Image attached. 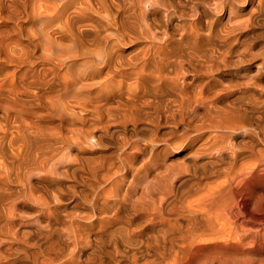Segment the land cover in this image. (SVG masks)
<instances>
[{
  "label": "bare ground",
  "instance_id": "bare-ground-1",
  "mask_svg": "<svg viewBox=\"0 0 264 264\" xmlns=\"http://www.w3.org/2000/svg\"><path fill=\"white\" fill-rule=\"evenodd\" d=\"M195 1L173 0L164 12V18L160 15L167 24L161 28H165L162 34L156 36L161 31L158 29V32L148 23L142 8L146 4L155 5V2H160L158 0H0V264H264V233H259L264 231V180H261L263 185L258 189H254V186L250 188L248 184L250 177L260 178L264 175V49H261V53L258 51L262 62L256 63L252 75H245L246 66L250 65L249 59L242 57L241 50V55L230 57L234 51L228 44L231 32L222 35L212 15V12L227 11V24L230 23L232 28L239 26L238 19H230L234 0H202L203 9L195 15H188L191 9L187 13V5H194ZM256 6L257 12H262L264 17V2L257 0ZM170 11L178 14L177 19L180 18L181 22L172 23L170 29H167L172 20ZM189 16L192 18L187 22L185 17ZM138 19L143 27L138 25ZM143 35L164 41V44L138 46L137 52L125 58L120 45L136 43ZM262 44L261 47L264 46ZM76 66L82 67L84 73L78 71L81 74H71ZM73 72L78 73L76 70ZM96 73H104V77L97 83L86 82L87 85L81 78L85 75L88 79ZM116 78L119 79L118 87L114 89L112 87ZM95 84L96 94L91 97V93H87L84 101L85 92H90L89 89H93ZM54 86L59 89L53 98L50 92ZM43 104L52 105L54 111H57L58 106L63 109H68L70 105L85 109L90 107L95 114V118L90 117L92 124L100 130L108 129L114 123L121 124L123 128L128 124L136 135L147 127L139 128L138 124L147 123L151 126L150 132L158 131L162 124L173 125V129L182 127L179 133L171 130L168 140L154 135L146 140L143 148L138 142L129 146L125 142L124 150L127 151L122 155V162L126 164L129 158H135L136 152L143 153L150 146L155 150L152 159L135 165L138 169L133 165L136 169L135 174L131 173L132 180L134 175L143 171L151 173L154 179L158 178L161 182L165 179L163 184L170 178L176 184L170 183V179V187L174 186L163 189L160 187L162 183H159L160 186L156 187L160 189L151 190L149 194V190H144V193L143 186H140L143 189H138L142 192L131 198L132 192H138L134 189V180L132 184L129 177L123 189L121 185L124 182L121 184L113 181L109 173L98 179L96 168L93 166L90 169L87 165L90 169L87 172L93 182L90 179L86 184L89 191H80L84 194L82 197L80 195L83 200L77 198L76 201H83L82 205L72 203V211H67L65 205H60L58 195L55 194L61 192L60 186L56 187L61 185V178L57 182L51 180L55 185L54 192L53 189H46V186L52 185L48 184L52 174L55 175L51 174L54 169L49 166L63 159L62 155L61 159L56 156L51 162L53 157H47L52 145L49 147L45 134L51 136V126L48 125L49 133L42 134L46 137L41 138L39 130L44 131L46 124L43 123L44 129H36L37 124L33 126L34 120L29 121L26 113L33 105ZM35 116L33 118L36 120ZM91 119L90 122L86 119L89 124ZM71 125L73 130H78V125L77 129L74 124ZM39 126L37 128L42 125L39 123ZM72 129L69 131L71 136L76 133ZM55 131L59 134L58 129ZM63 131L64 135L67 134V131ZM121 131L124 133L127 129ZM77 132L80 134V130ZM78 133L75 137L78 135L81 138L82 135ZM56 134L53 133L54 136ZM103 134V137L106 136ZM245 137L248 139L247 144L238 146L233 142L241 139L244 142ZM71 138L69 141L74 139ZM63 139L68 142L69 138L64 136ZM58 141L56 144H59ZM78 141L79 144L84 142ZM72 142H76V139ZM83 144L81 149L77 148L83 150ZM158 144L163 146L156 148ZM64 146L66 144L59 148L63 149ZM47 150L48 153H45ZM170 150H182L186 158L191 160V167L184 169L185 176L181 168L175 169L171 162L160 160V153H168ZM50 151L56 155L53 149ZM68 153V156L64 154L67 160L61 162L69 158L74 160L70 157L72 154L69 156ZM75 155L76 162L78 156ZM197 158L203 159L199 167L196 164ZM246 159L254 161L252 168L248 165L251 168L248 172L244 168L246 166H243ZM77 165L74 164V168L70 164L71 170H80ZM128 165L130 172L132 164ZM181 165L185 168L184 163ZM47 169L51 174L50 179L41 175ZM63 170L59 171L65 176ZM37 171L42 178L36 179L45 180L48 184L44 186L43 194L30 181L32 174ZM57 171L56 176L60 174ZM82 171L85 172L83 168ZM74 172L73 179L76 181L74 175L77 174ZM37 175L34 177H40ZM71 175L68 173V176ZM79 175L88 178V175ZM144 177H147L146 174ZM153 177L148 180L154 181ZM23 182H27V189L26 195L22 193L32 204L23 203L19 209L14 201L17 197L22 201L24 197L21 199L23 195L14 185L20 187L19 184L23 185ZM107 182L110 183L109 188L103 189L102 183ZM147 184L151 186V183ZM68 185L70 188L71 185ZM13 186L18 191L15 194L12 193ZM77 190H69L72 192L69 194L71 198ZM64 200L62 202L65 203ZM246 205L248 211L245 210ZM22 209L29 210V215L26 216ZM258 226L261 228L258 229ZM246 246L256 248H251L254 252L249 251L258 257L249 259L243 256L248 253L243 248Z\"/></svg>",
  "mask_w": 264,
  "mask_h": 264
},
{
  "label": "rangeland",
  "instance_id": "rangeland-1",
  "mask_svg": "<svg viewBox=\"0 0 264 264\" xmlns=\"http://www.w3.org/2000/svg\"><path fill=\"white\" fill-rule=\"evenodd\" d=\"M154 1H157V0H154ZM158 1H160V2H158L159 3V5H156V4H158L157 2H155L156 4L155 5H152V4H146L142 9V11L144 12V15L146 16V18H147V21H148V23L152 26V27H154L155 29H159L158 30V32H160V33H157L156 34V32H155V34H156V36H159L160 34H162V32H163V30L165 29H161L162 27H164V24H167L166 23V21L164 22V21H162V19L164 18V12L169 8V6L170 5H172V1H170V0H158ZM166 1V2H165ZM168 1V2H167ZM235 1V0H234ZM234 1H232V4H233V13H232V17L230 16V19H232V20H236L237 21V19H238V21L240 22V25L239 26H233V28L231 27V24L230 23H228L227 24V21L226 20H229V17L227 18V11H223V13L222 12H212V15L214 16L213 18H214V22H215V25L216 24H218V25H216V27L221 31V34L222 35H226V34H229L228 32H231L229 35H228V37H229V42H228V44H230L229 46H231V49H232V54H231V58H233V57H237V55H239L241 52V54H242V57L244 58H246L245 60H248L249 59V61H248V64L250 63V65H247L246 66V68H247V71L245 70L244 71V74L245 75H247L248 76V74H250V75H252L253 74V71H254V69H255V65H257V64H259V63H261L262 62V57L260 56V54H259V52L260 51H262L261 49H264V46L263 47H261V44L263 43L264 44V17H263V13L262 12H257L258 10H256L257 9V6H256V4H257V0H236L235 2ZM263 2H264V0H262ZM171 2V3H170ZM168 3V4H167ZM195 4L193 5V4H190V6L189 5H187V13L190 11V9H191V11L188 13V15H191L190 13H192V15H195L196 13H198V12H200V10H202L203 9V7H204V5H203V1L202 0H196L195 2H194ZM237 3H239V4H237ZM160 4H161V6H160ZM162 4H163V6H165V9L163 8V6H162ZM151 7H150V6ZM155 8V6H156V9H157V7H159L161 10H163V11H161V10H159V8L156 10V9H154L153 7ZM236 6V7H235ZM251 6H253V7H251ZM145 7H146V10H147V8H148V12L145 10ZM150 7V8H149ZM167 7V8H166ZM192 7V8H191ZM194 7L196 8V9H194ZM189 8V9H188ZM248 8V9H247ZM253 8V9H252ZM155 11H154V10ZM150 10V11H149ZM159 10V11H158ZM195 10H197L196 12H195ZM154 11V12H153ZM150 12V13H149ZM159 12V13H158ZM171 13H172V11H170ZM170 12H168L169 14H171ZM245 12V13H244ZM253 12V13H252ZM147 13H149V14H147ZM154 13H155V15H154ZM195 13V14H194ZM259 13H260V15H259ZM219 14V15H218ZM160 15H162V17L160 16ZM172 16H171V18H172V20L171 21H169V23L170 24H168L167 26V29H170V27H171V25H172V23H175V22H177V23H180L181 22V20H180V18H178L177 19V17H179V16H177L178 14H171ZM160 16V17H159ZM149 17H151V18H149ZM174 17H175V19H174ZM190 17V18H189ZM189 17H185V19L187 20V22H188V19L189 20H191V16H189ZM246 17V18H245ZM235 18V19H234ZM245 18V19H244ZM150 19V20H149ZM152 19V20H151ZM159 19V20H158ZM182 19H183V17H182ZM184 19V20H185ZM246 19H247V22H246ZM251 19V20H250ZM253 19V20H252ZM139 21V19L137 20V22ZM249 21V22H248ZM160 22V23H159ZM162 22V23H161ZM229 22V21H228ZM257 22V23H256ZM138 25L139 26H142L143 27V23L141 22V21H139L138 22ZM228 27H227V26ZM259 25V26H258ZM232 28V29H231ZM226 29V30H225ZM156 30V31H157ZM233 30V31H232ZM236 30V31H235ZM241 30V31H240ZM238 33V34H237ZM150 35V34H149ZM250 35V36H249ZM151 36V35H150ZM263 36V37H262ZM142 37H144L143 38V40H142ZM233 37H234V39H233ZM141 39V40H140ZM176 39V38H175ZM231 40H232V42H231ZM255 41V42H254ZM262 41V42H261ZM164 41H158L157 39H152V38H149V36L147 35H143V36H141V38H139V41H136V43L134 42H132V43H129L130 45H124V46H122V45H120V49L123 51V55H125L124 57L126 58L127 57V55L130 57L132 54L131 53H135V52H137L138 51V46H139V48H141V46H157V45H159L160 43V45H163L164 43H163ZM260 42V43H259ZM140 44V45H139ZM262 44V45H263ZM258 45H260V46H258ZM137 47V48H136ZM242 47V48H241ZM245 47H247V48H245ZM259 47H261V48H259ZM136 48V49H135ZM226 48V47H225ZM224 47H222V49H225ZM130 49V50H129ZM133 49H135V50H133ZM222 49H220V51L222 50ZM137 50V51H136ZM239 50H241L240 51V53H239ZM259 51V52H258ZM245 52V53H244ZM249 52V53H248ZM257 52H258V54H257ZM130 53V54H129ZM254 53V54H253ZM256 53V54H255ZM261 53V52H260ZM240 54V55H241ZM235 55V56H234ZM257 55V56H256ZM255 56V57H254ZM129 57H127V58H129ZM253 57V58H252ZM261 57V58H260ZM260 61V62H259ZM257 63V64H256ZM254 64V65H253ZM79 69V70H78ZM83 68L82 67H80V66H76V67H74V69L71 71V74H73V75H78V74H81V73H84L83 71H84V69L82 70ZM74 70H76L77 72L78 71H81V73H77L76 74V72H75V74H74ZM96 70V68L94 69V71ZM247 74H246V73ZM62 73H64V71H62ZM104 73H96V75L94 76H92V77H88V79H86V76L84 75V77L82 76L81 78L82 79H84V82L86 83H88V84H90V83H97V81L99 82L100 81V79L101 78H103L104 77V75H103ZM263 74H264V72H263ZM98 76V77H97ZM85 79H86V81H85ZM118 78H116V79H114V82H113V84H114V86H115V84H116V87H112V88H114V89H117V87H118V83H117V81H119V79L117 80ZM90 82V83H89ZM2 83V81L0 82V84ZM86 83V84H87ZM92 83V84H93ZM87 84V85H88ZM92 84H91V87H92ZM90 86V85H89ZM91 87H89V88H91ZM95 88H96V91H95ZM53 90H51V92L50 93H53V95L52 94H50L51 95V97L53 96V98H54V96H56V93H57V90L59 89V88H57L56 86H54L53 88H52ZM55 89V90H54ZM90 90V92H85V100L84 101H86V96H88V94L89 93H91V97L92 96H94L95 94H96V92H97V85L95 84L94 85V87H93V89L91 88V89H89ZM92 90V91H91ZM93 90H94V94L92 93L93 92ZM88 93V94H87ZM93 94V95H92ZM42 106H44L43 108H41ZM50 105H47V104H43V105H40V106H37V105H33L32 107H30L29 108V110H27L26 111V113L28 114V116H29V121H32V120H34L33 121V123L34 124H32L33 126H36V124H37V126L38 127H40L39 126V123L42 125L41 126V128H37V126L35 127L36 129H44L43 128V123L44 124H46V125H44V127H45V130L44 131H40L39 130V134H41V136H42V134H45V132L46 133H49V132H53L54 134H56L57 132L55 131L56 129H58L59 130V134H56L55 136L57 137V136H60L61 134V136L60 137H57V139H55V136L53 135V133H51V136H52V139H51V136H50V134H45L47 137H48V135H49V138L47 139V137L46 136H42L41 138H44V137H46L45 139L47 140L46 142L48 143V145H49V147L52 145L53 147H54V145H55V147L53 148L52 146H51V149H53L54 150V154H56L55 156L53 155V151H50L48 148H46V149H48L49 150V153L50 154H47V157L48 156H50L49 158H52V159H50V161L51 162H53V160H55L54 159V157L56 158V156L58 157L57 159H59V156H60V159H61V157L63 156V159H64V156L66 155V156H68L67 155V152H70V153H68L69 154V156L72 154V156H70L71 158L73 157V159L74 160H72V161H74L75 162V158H74V155L76 154L77 156H78V158H76V162H79V158H81V157H79V156H83L84 157V160H82V158L80 159V162L79 163H74V162H71V160H70V158L68 159V161H65L66 163H68V164H66L65 162H61V161H64V160H67V157H65V159L63 160V159H61L60 161H57L56 160V162L54 161V163L57 165V163L58 162H61V163H59V164H62L63 163V165L65 164V166H60L59 164L57 165V167H55L56 165H54V163H51V165L52 166H49V168H51L53 171L51 172V174L52 173H55V175L54 174H52V177H51V179H50V176H51V174H50V171L47 169L46 170V172L45 171H43V173H42V171H40V173H42L41 175L43 176V177H45L46 178V176H47V179L49 178L50 180V182L48 181V184L49 183H51V180H52V182L53 181H59L60 180V178H61V181H59L60 183H61V185H56V187L57 186H60V188H59V190H61V192L59 193H55L56 195H58V200L60 201V205H65L66 206V210L67 211H72L71 210V208H72V203H73V205L77 202L78 203V201H76V200H78L79 198L81 199V200H83L81 197H82V195H84V194H82V193H86L85 191H89V189L87 188V186H86V184H88L89 183V180L91 179V176H89L90 175V173L88 174V172L87 171H90V169L94 166L96 169H95V171H96V175H97V178L99 179V178H101V176L103 175V174H106V173H109L110 174V177L113 179V181H116V182H121V187L124 189L125 187H126V185L128 184V180L132 177V174L134 173L135 174V169L137 168L138 169V166L136 167L135 165H137L138 163H143V162H145V161H149L150 159H152V157H153V152L155 151L154 149L152 150V148L149 146V148H146V151H143V153L142 152H136L135 154V158H133V157H131V158H129V160H127L125 163L126 164H124L123 162H122V159L124 158L122 155H123V153H125L126 151H127V149H126V151L124 150V144H125V142L126 143H128V145L127 146H129L130 144H133V143H136V142H138L139 143V146L141 147V148H143V144H146V140L147 139H149V138H151V137H154V135H156V137L157 138H159V139H161V137H162V139H166V140H168L171 136H170V134H169V132L171 131V130H175L176 132H178L179 133V128H180V131H182V127H180V126H178V127H176L175 129H173V125H170V124H165V125H163L162 124V127H160L159 129H158V131H154V132H150L149 131V129H151V126L150 125H148L147 123H144V125H141V124H138L137 126H139V128L141 127V126H144V128L147 126H149V128H147L146 127V129L145 130H143L142 132H139V133H137V135H136V133H134V132H132L131 131V126H129L128 124H126L125 126H124V128H123V126L121 125V124H118V123H114V124H112V125H109V127H108V129H105V130H103V129H101L100 130V128L97 126V128H96V126L94 125L93 126V124H92V122H93V118H95V114L94 113H92V110H91V108L89 107V108H80V107H73V106H69L68 107V109H63V108H61V106H58V109H57V107H56V110L58 111H54L55 109V107H53L52 105V108H51V106L49 107ZM36 108V109H33V108ZM39 107V108H38ZM48 107V108H47ZM73 107V108H72ZM51 108V109H50ZM71 108V109H70ZM31 109H33L32 111H31ZM45 109H47V110H45ZM81 109H82V111H81ZM67 110V111H66ZM65 111V114L67 113V116L63 113ZM33 112H35V113H33ZM62 112L64 115H62V113H61V115H60V113ZM69 112V113H68ZM84 114H83V113ZM92 114H91V113ZM33 114H35L34 116L36 117V120H35V118H33L34 116H32ZM50 114H52L51 115V117H50ZM55 114V115H54ZM58 114V116H56ZM69 114V115H68ZM94 114V115H93ZM60 115V116H59ZM76 115H77V117H76ZM86 115V116H85ZM88 115H91V116H88ZM38 116V117H37ZM46 116V117H45ZM47 116H48V118H47ZM55 116H56V118H55ZM62 116V117H61ZM66 116V117H65ZM82 116H83V118L84 117H87L88 116V118H82ZM44 117V118H43ZM53 117V118H52ZM60 117H61V119H60ZM92 119H91V118ZM33 118V119H32ZM37 118H39V119H37ZM45 118H46V120H45ZM41 119V120H40ZM53 119H54V121L57 123H54V121H53ZM63 119V120H62ZM71 120V122H69L70 120ZM79 119H82V122H84L85 121V123H81V121L79 120ZM86 119H89V122H90V119H91V123L89 124V122L86 120ZM44 120V121H43ZM48 120V121H47ZM65 120V121H64ZM69 120V121H68ZM78 120L80 121V122H78ZM43 121V122H42ZM45 121L47 122V123H45ZM60 121V122H59ZM66 121H68V123H69V126L71 125V123L72 124H74V126H79V128H78V126L77 127H75V129H77L78 128V130H73L72 128H71V126H70V128L75 132L76 131V133H78L77 131H79L80 130V136L82 135V139L81 138H79L78 137V135H77V138L75 137L76 136V133L75 134H73L72 136L71 135H69V131H71V129L68 127V123H66ZM87 121V122H86ZM36 122V123H35ZM49 122L51 123V125L49 124ZM59 122V123H58ZM32 123V122H31ZM52 123H53V125H52ZM65 123V124H64ZM78 123H80L81 125L82 124H85V125H80V124H78ZM86 123H87V125H86ZM54 124H56L57 126H54ZM63 124V125H62ZM67 124V125H66ZM92 124V125H91ZM116 124H118V125H116ZM147 124V125H146ZM51 126L50 128H49V126ZM58 125H60V126H58ZM90 125H91V128H92V130H90L89 128H90ZM120 125V126H119ZM48 126V127H47ZM61 126L62 127H64V126H67V127H64V128H61ZM87 126V127H86ZM119 126V127H118ZM127 126V127H126ZM165 126V127H164ZM172 126V127H171ZM54 127V129H52ZM55 127H56V129H55ZM58 127V128H57ZM88 128L87 129V131H88V133H89V131H90V135H88V133L86 134L85 132H87L86 130L84 131V129L85 128ZM117 127V128H116ZM121 127H122V129H121ZM164 127V128H163ZM50 129V131H49V129ZM112 128H113V130H114V132H112L113 130H112ZM115 128H116V130H115ZM119 128V129H118ZM46 129H47V131H46ZM60 129H61V132H60ZM68 129V130H67ZM96 129V130H95ZM127 129V132H124L123 133V131H121V130H126ZM130 131H129V130ZM37 130V131H38ZM63 130H65V131H67V134L65 133V135L63 134L64 133V131ZM108 130V131H107ZM117 130L120 132H117ZM247 130L249 131V128H247ZM49 131V132H48ZM83 131V132H82ZM105 133H104V132ZM116 131V132H115ZM128 131H129V133H128ZM42 132V133H41ZM73 132V133H74ZM102 132V133H101ZM108 132V133H107ZM131 132V133H130ZM85 133V134H84ZM95 133V134H94ZM105 134L106 136H102V134ZM113 133V134H112ZM122 133V134H121ZM133 133H134V135L135 136H133ZM143 133V134H142ZM70 134H72L71 132H70ZM85 135V138H84V135ZM99 135V137H98V135ZM103 134V135H104ZM111 134V135H110ZM117 134V135H116ZM126 134V135H125ZM147 134V135H146ZM66 135L67 136H70V137H66ZM87 135H88V137H87ZM110 135V138L108 137ZM123 135V136H122ZM132 135V136H131ZM64 136H65V138H69L68 139V142H67V139L65 140V139H63L64 138ZM99 138H97V137ZM100 136H102V137H100ZM113 136H115V138L113 137ZM129 136V137H128ZM148 136V137H147ZM164 136V137H163ZM167 136V138H165ZM63 137V138H62ZM74 138L72 141H75V139H76V142L78 141V140H84V142L83 141H81L80 142V144H79V141L76 143V142H72V141H69L70 140V138ZM91 137V138H90ZM123 137V138H122ZM128 137V138H127ZM133 139H132V138ZM59 138V139H58ZM61 138V139H60ZM71 138V139H72ZM84 138V139H83ZM87 138V139H86ZM96 138V139H95ZM104 138H105V140H104ZM107 138H109V139H107ZM112 138V139H111ZM55 141H54V140ZM86 139V140H85ZM91 139V140H90ZM98 139V140H97ZM111 139V140H110ZM244 139H246V141H244ZM48 140H50V141H48ZM54 142H53V141ZM58 140H61L62 142H63V144L61 145V143L58 141ZM65 140V141H64ZM87 140H88V142H87ZM90 140V141H89ZM96 140V144L94 143V141ZM102 140H104V141H102ZM107 140V141H106ZM52 141V142H51ZM56 141H58L57 143H59V144H56ZM85 141H86V143H85ZM105 141H106V143H105ZM243 141L244 142H242V139L241 140H237V141H233L234 143H236V144H238V146L239 145H241L242 143L243 144H247L248 143V139L245 137V138H243ZM50 142V143H49ZM69 142H71V143H69ZM102 142H104V143H102ZM52 143V144H51ZM66 144V146H64V148L62 149V147H63V145H65ZM81 143L83 144L82 145V148H83V150H79L78 148L80 147V149H81ZM100 143H102V144H104L105 146L103 147L102 146V144H100ZM233 143V144H234ZM70 144V145H69ZM72 144H74V145H80V146H74V145H72ZM101 146V148H100V146ZM59 146H62V147H60L59 148ZM69 146H70V148H69ZM161 146H163V145H161ZM160 146V144H158L157 146H156V148H159V147H161ZM65 147H67L66 149H65ZM72 147H74V148H72ZM78 147V148H77ZM84 147H85V150H84ZM107 147V148H106ZM260 147V146H259ZM56 148V149H55ZM57 148L59 149V151L57 150ZM72 148V149H71ZM99 148V149H98ZM106 148V149H105ZM69 151H68V150ZM76 149H78V150H76ZM98 149V150H97ZM104 149V150H103ZM149 149H150V151H149ZM48 150H47V152H45V153H48ZM57 150V152H55ZM88 150V151H87ZM100 150V151H99ZM102 150V151H101ZM46 151V150H45ZM84 151V152H83ZM98 151V152H97ZM72 152H74V153H72ZM51 153H52V155H51ZM60 153V154H59ZM79 153V154H78ZM94 153V154H93ZM162 153H163V155H162ZM162 153H160V160H165L166 162H171L174 166H175V169H177V168H181V172L183 171V176H185L186 174V172H185V170H186V167H191V165H192V162H191V160L190 159H188V158H186V156H185V152H183L182 150L181 151H175V150H170L168 153H164V152H162ZM59 154V155H58ZM65 154V155H64ZM96 154V155H95ZM134 154V153H133ZM152 154V155H151ZM62 155V156H61ZM75 155V156H76ZM87 155V159H85V156ZM95 155V156H94ZM52 156V157H51ZM93 157V158H89L88 159V157ZM111 156V157H110ZM148 158H147V157ZM164 156V157H163ZM183 156V157H182ZM114 159H113V158ZM137 157V158H136ZM162 157V158H161ZM110 158V159H109ZM120 158H121V160H120ZM134 160H133V159ZM91 159H93V161L91 160ZM131 159V160H130ZM137 159V160H136ZM145 159V160H144ZM178 161H177V160ZM69 160H70V162H69ZM81 160H82V162H81ZM169 160V161H168ZM176 160V161H175ZM180 160V161H179ZM185 160V161H184ZM188 160H190V161H188ZM202 158H197L196 159V164H197V166L199 167V165L201 166V164H202ZM87 161V163H84V162H86ZM139 161V162H138ZM183 161V162H182ZM93 162V163H92ZM97 162V163H96ZM113 162H114V164H113ZM133 162V163H132ZM135 162V163H134ZM178 162H179V164H178ZM189 162V164H187ZM246 162V163H245ZM72 163H74L75 164V166L77 165V167L80 169V170H78L77 168V170H75V169H73V170H75V172L73 171V170H71L72 169V167H74V164H73V166H72ZM80 163H82V164H84V165H81ZM128 163L131 165V171L129 172V169H128V167H130L129 165H128ZM183 164L184 163V165L185 164H187V165H185L184 167L185 168H183V165H181V164ZM243 166H246V167H244L245 168V170H247V172L252 168V166L251 165H253V163H254V161L253 160H250V159H246V160H244L243 161ZM249 163V164H248ZM70 164H71V166H70ZM86 164V165H85ZM122 164H124V166L122 165ZM199 164V165H198ZM246 164V165H245ZM54 165V166H53ZM69 166V167H67L66 168V166ZM79 165H81L80 167H79ZM89 166V168H88V166ZM122 165V166H121ZM133 165L136 167H134L133 168ZM138 165H140V164H138ZM177 165V166H176ZM180 165V166H179ZM248 165L251 167H248ZM82 166H86V167H82ZM53 167V168H52ZM71 167V168H70ZM83 168V170L85 171V172H81V170H82V168ZM122 167H124V168H122ZM140 167V166H139ZM60 168H62V169H60ZM75 168V167H74ZM84 168H86V169H88V170H85ZM121 170H120V169ZM151 168V167H150ZM50 169V170H51ZM55 169H59V170H63V169H65V170H63L64 171V174H65V176H62V173L63 172H61V171H59L60 172V174H58L57 176H56V171H55ZM66 169H68L67 170V172H66ZM185 169V170H184ZM70 170L72 171L71 172V174H70ZM124 170V171H123ZM196 170H199V168H197ZM47 171H49V172H47ZM57 171V172H58ZM76 171H79V173L82 175H88V178H87V176H83L84 177V179H82L81 178V176L79 175L78 176V172L76 173ZM121 171V172H120ZM132 171H134V172H132ZM176 171V170H175ZM38 172V173H37ZM37 172H33L34 174H32L33 176L32 177H30V181L32 182H34V183H36V184H34V183H32V185L34 186V187H36L38 190H39V192H41V194H43V189H44V186H46V185H48V184H46L47 182H45V180H43V181H41L40 179H36V178H42V176L39 174V171H37ZM44 172H45V174H44ZM73 172L75 173V174H77V176L76 175H74V178L75 179H77L76 181L73 179ZM114 172H116V174H113ZM131 174H129V173ZM67 173V174H66ZM68 173H69V175H71V177L70 176H68ZM85 173H87V174H85ZM123 173H125V174H123ZM145 172H143V171H141L138 175L136 174V175H134L133 176V180H134V182L136 183H134L133 182V180H132V178H131V181H132V184L134 183V185H135V187L137 188H134L133 187V185H132V187L135 189V190H137L138 192H132V194H130V197L131 198H135L136 197V195L137 194H139V193H141L142 192V190L141 189H143V191L145 190H149V192L147 191V193L149 194V193H151V190L153 191V190H157V189H160V187L161 188H165V189H168L169 187H170V183H175L176 184V181H173V179L172 178H170V179H166V184H163V182H164V180L162 179V182H161V180L160 179H154V177H153V175L151 174V173H145L146 174V176L147 177H144L145 176V174H144ZM36 174H38V175H40V177H34V175H36ZM44 174V175H43ZM127 175V176H123V175ZM142 174V175H141ZM143 174H144V176H143ZM149 174V175H148ZM37 175V176H38ZM50 175V176H49ZM67 175V176H66ZM153 177V179H154V181L153 180H151V179H149L148 180V178L150 177V178H152L151 176ZM261 175V174H260ZM259 175V176H260ZM54 176L57 178H54ZM76 176V177H75ZM131 176V177H130ZM140 176H142V177H140ZM60 177V178H59ZM68 179H67V178ZM71 179H70V178ZM78 177V178H77ZM79 177H80V181L78 180L79 179ZM90 177V178H89ZM121 177V178H120ZM128 177V178H127ZM130 177V178H129ZM35 178V179H34ZM65 178H66V180H68V181H66L65 180ZM135 178V179H134ZM136 178H137V182H136ZM253 178V177H252ZM251 177L248 179V184L250 185V188H254V189H258V188H260L262 185H263V183H262V181L264 180V175L263 176H261L260 178H258V177H254L253 179H252ZM54 179V180H53ZM70 179V180H69ZM83 180V182H82V180ZM86 179V180H85ZM139 179H141L140 180V182H139ZM251 179V180H250ZM258 179V180H257ZM263 179V180H262ZM65 180V181H64ZM73 180H74V182H76L77 184V186H75V183L73 182ZM127 180V181H126ZM159 180V181H158ZM218 180V179H217ZM253 180V181H252ZM257 180V181H256ZM262 180V181H261ZM29 181V182H30ZM40 181V182H39ZM91 182H93L92 181V179L90 180ZM126 181V182H125ZM145 181H147L146 182V184L147 183H151V186H152V188L150 189V184H147V186H146V184H144L145 183ZM155 181H158V182H155ZM171 181V182H170ZM219 182L221 181V180H218ZM250 181V182H249ZM38 182V183H37ZM65 182V183H64ZM71 182H73V183H71ZM90 182V183H91ZM168 182H170V183H168ZM217 182V181H216ZM260 182V183H259ZM24 183H26V185L24 184ZM67 183V184H66ZM127 183V184H126ZM140 184V185H138V184ZM142 183H143V185H142ZM156 183H158V185L156 184ZM159 183H160V185H161V183H162V185L160 186L159 185ZM168 183V184H167ZM252 183V184H251ZM256 183V184H255ZM259 183V184H258ZM45 184V185H44ZM52 185H53V183H51ZM68 184H70L71 186H70V188H69V185ZM74 184V185H73ZM153 184V185H152ZM171 184V185H172ZM20 185V187H18V185L16 186V185H14L17 189L16 190H18L19 192H23L25 195H26V190L25 189H27V182H23V185L22 184H19ZM40 186V188H38L39 186ZM52 185L51 186H46L47 188V190H50V191H52V189H53V192L55 191V189H54V187H55V185H53V187H52ZM65 185H67V186H65ZM82 185V186H81ZM86 187H85V186ZM169 185V186H168ZM12 187V189H13V191H12V193H16V192H18V191H16L14 188L15 187ZM23 187V189H21L22 187ZM24 186H26V188H24ZM63 186H65V187H63ZM72 186H74V188L77 190V188L78 187H80L77 191H75L76 193L74 194V195H72V198H71V195H69V194H72V192L71 191H69V190H75V189H72L73 187ZM109 186H110V183H102V188L103 189H108L109 188ZM137 186H139V187H137ZM140 186H143V188L142 187H140ZM147 187V188H145V187ZM154 186V187H153ZM156 186H160L159 188H157ZM174 185H172L170 188H172ZM252 186H254V187H252ZM43 187V188H42ZM68 187V188H67ZM83 187V188H82ZM258 187V188H257ZM64 188L66 189V190H64ZM138 188H141V189H138ZM149 188V189H148ZM154 188V189H153ZM62 189H63V191H62ZM82 189V190H81ZM84 189V190H83ZM68 190V191H67ZM82 193H81V192ZM144 191V193H146ZM53 192H51V193H53ZM14 193V194H15ZM22 193V195L23 196H21V199H22V197H24V194ZM63 193V194H62ZM87 193H89V192H87ZM40 194V193H39ZM62 194V195H61ZM65 194V195H64ZM66 194H68V195H66ZM77 194H78V197H77ZM157 194V193H156ZM80 195H81V197H80ZM155 196H157V195H155ZM25 197H27V196H25ZM24 197V198H25ZM60 197H61V199H60ZM67 197V198H66ZM68 197H70L71 198V200H70V198H68ZM23 198V199H24ZM66 198V199H65ZM78 198V199H77ZM22 199V201H20V199L18 200V197L15 199V205L17 206V207H19V209L20 208H22L23 206H22V204L24 203V204H27V205H31L32 203L27 199V198H25L24 200ZM29 201L28 203H27V200ZM62 199L64 200H66V202L64 203V202H62ZM67 199H69V200H67ZM79 199V200H80ZM52 200H54L53 198H52ZM64 200V201H65ZM16 201H17V203H16ZM24 201V202H23ZM68 201H69V203H68ZM58 202V201H57ZM62 202V203H61ZM29 203H31V204H29ZM82 203H83V201H79V203L78 204H81L82 205ZM19 204H20V206H19ZM24 212H25V215L27 216V215H29L28 214V211L29 210H27V209H22ZM245 210H249V207H248V205H246L245 206ZM255 216V215H254ZM257 225V224H256ZM255 225V226H256ZM257 227V226H256ZM261 228V226H258V229H260ZM254 230H255V228H253ZM264 233V231H262L261 230V232L259 231V233L261 234V233ZM66 241V240H65ZM247 247V246H246ZM246 247H243L244 248V250H246V252H248V253H245V255H243V256H245V257H247V258H249V259H254V258H256V257H258V255H255V253H252L251 254V252H254L252 249H254V247H247V249L248 248H250V249H248V251H247V249H246ZM252 248V249H251ZM256 249V248H255ZM254 249V250H255ZM251 252H250V251ZM250 252V253H249ZM246 254H247V256H246ZM252 256H251V255ZM250 256V257H249ZM244 257V258H245ZM251 257H254V258H251ZM246 258V259H247Z\"/></svg>",
  "mask_w": 264,
  "mask_h": 264
}]
</instances>
